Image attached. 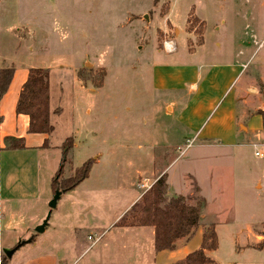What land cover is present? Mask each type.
I'll return each instance as SVG.
<instances>
[{
  "label": "rangeland",
  "instance_id": "374dc122",
  "mask_svg": "<svg viewBox=\"0 0 264 264\" xmlns=\"http://www.w3.org/2000/svg\"><path fill=\"white\" fill-rule=\"evenodd\" d=\"M263 41L264 0H0V64L19 76L48 70L55 111L49 158L33 156L40 200L19 210L0 205V234L10 227L1 250L5 264H24L40 253L56 257V264H159L151 237L121 225L127 214L111 224L162 171L169 175L168 198L183 196L190 205L205 200L201 229L215 226L214 258L241 264L245 255L237 250L264 226V140L254 146L242 139L233 149L199 147L178 122L189 96L156 89L153 67L178 66L189 50L201 52L195 62L212 65L245 48L246 62L264 50ZM164 42L178 52L166 54ZM255 84L263 92L259 78ZM69 137L76 148L59 184L88 160L100 163L51 209ZM137 172L144 175L135 176L132 188Z\"/></svg>",
  "mask_w": 264,
  "mask_h": 264
},
{
  "label": "crops",
  "instance_id": "0c3cea01",
  "mask_svg": "<svg viewBox=\"0 0 264 264\" xmlns=\"http://www.w3.org/2000/svg\"><path fill=\"white\" fill-rule=\"evenodd\" d=\"M200 23L203 22L200 20ZM169 25L171 24L168 20L167 26ZM163 32L166 34V31ZM203 43L201 47H203ZM177 52L176 46L173 51L165 49V53L169 55ZM200 54L201 52L196 50H189L185 54L184 62L178 66L153 67L155 88L165 91H179L189 96L187 105L179 114L178 122L184 130L196 135L195 137L201 142L199 147L219 146L220 148L233 149L238 146V141L242 139H246L250 143L253 142L254 146L259 145L256 144V141L264 140L263 119L258 114L260 110H264V50L257 49L253 54L248 55L245 62V48H241L234 54L232 61L212 65H202L195 62L200 58ZM253 66L254 69L251 70ZM255 73H258V78L262 82L263 92L256 90L255 83L258 78L255 79ZM28 75L29 71L22 73L21 76L15 71L8 92L0 99V205H3L4 202L6 210L9 208L19 210L22 205L35 204L37 200H40L42 195L37 186L39 168L37 161L39 160L33 159V156L43 153L42 159L48 160L49 138L54 133L51 135L29 133L30 121L28 116L18 115L16 112L19 95ZM254 95L258 97L254 98ZM52 112L55 113V111H51L50 107V122ZM170 112L173 113L172 108H170ZM6 137L23 138L25 149L5 150L4 139ZM75 148L76 146H74L73 152ZM94 161L93 167L100 163V158L97 157ZM154 162L155 158L152 153L149 157V164L153 166L152 168H154ZM139 175L144 174L137 172L132 176L133 180L130 184L132 188H137L134 180L137 178L135 176L139 177ZM163 175L167 176L168 183L169 175L164 171L158 172V177L152 181L147 190L141 191L140 196L111 225H118L120 219L141 200L142 196ZM195 176L197 175L195 174ZM198 179V187L203 192ZM201 226L197 230L193 242L182 244L174 251L155 252L161 261L159 264H175L185 259L190 253L200 249L205 232ZM9 228L6 223L5 231L2 229L0 234V257H2L1 250L3 249L6 231ZM127 229L136 231L139 237L148 235L154 243L155 232L153 227ZM254 236L251 241L245 243L243 248L237 250L241 254L239 256L245 255V260L241 261V264H264V248H259L260 243L264 240V226L260 234L254 233ZM213 253L215 251H206L209 258L218 264H222L214 258ZM57 260L56 257L40 253L25 261L24 264H42L45 261L48 264H56Z\"/></svg>",
  "mask_w": 264,
  "mask_h": 264
},
{
  "label": "trees",
  "instance_id": "16d2710c",
  "mask_svg": "<svg viewBox=\"0 0 264 264\" xmlns=\"http://www.w3.org/2000/svg\"><path fill=\"white\" fill-rule=\"evenodd\" d=\"M157 3L158 0H155ZM15 69L0 64V99L8 92ZM18 115L29 118V133L47 134L54 132L50 122V84L49 71L45 69H30L28 79L22 87L16 108ZM263 119L264 110L258 112ZM5 150H23L25 142L23 138L6 137L4 139ZM75 146L73 137H69L62 145V161L60 169L52 183L53 191H69L75 189L86 180L92 170L94 159L85 162L75 171L73 177L59 179L63 173L64 164L71 156ZM167 176L160 177L153 186L142 196L132 209L123 218L121 225L124 227H153L155 252L174 251L182 244L188 243L201 226L205 200L196 205H190L187 198L176 196L170 199L168 194ZM199 192L200 189L198 188ZM259 248H264V240ZM218 249V237L215 226L208 227L204 232L200 249L190 253L185 259L175 264H218L206 255V251ZM6 258L2 256L1 264H5Z\"/></svg>",
  "mask_w": 264,
  "mask_h": 264
},
{
  "label": "water",
  "instance_id": "95a60500",
  "mask_svg": "<svg viewBox=\"0 0 264 264\" xmlns=\"http://www.w3.org/2000/svg\"><path fill=\"white\" fill-rule=\"evenodd\" d=\"M145 18L148 19L147 16H146ZM61 195H62V191H57V192L55 193V196H54L53 200H52L51 203H50V208H51V209H54V208L56 207V205H57V201L60 199ZM49 219H50V215H49V216L47 217V219L43 222V224L40 225V226L36 229V232H37V233H43V232H44V230H45V228H46V226H47V223H48ZM21 245H22V244H20L18 247H20ZM18 247H17V248H18ZM17 248H16V249H13V250H11V251H5V255H6L7 257H12V255L15 253V251L17 250Z\"/></svg>",
  "mask_w": 264,
  "mask_h": 264
},
{
  "label": "built area",
  "instance_id": "2783aa9c",
  "mask_svg": "<svg viewBox=\"0 0 264 264\" xmlns=\"http://www.w3.org/2000/svg\"><path fill=\"white\" fill-rule=\"evenodd\" d=\"M164 48L166 50H168V51H173L174 50V46L171 44V42H164ZM256 156H261V155L259 153H256ZM0 264H1V257H0Z\"/></svg>",
  "mask_w": 264,
  "mask_h": 264
}]
</instances>
